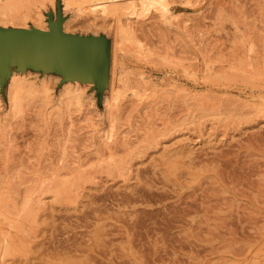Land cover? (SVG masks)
<instances>
[{
    "label": "rangeland",
    "instance_id": "1",
    "mask_svg": "<svg viewBox=\"0 0 264 264\" xmlns=\"http://www.w3.org/2000/svg\"><path fill=\"white\" fill-rule=\"evenodd\" d=\"M57 1L0 25L39 28L41 13L48 30ZM163 2L123 18L141 48L128 54L113 17L84 22L90 1L61 0L64 31L112 40L101 95L33 67L0 86V235L13 237L0 264H264V0ZM15 77L45 93L13 112ZM55 174L63 197L42 184ZM27 196L15 230L2 219Z\"/></svg>",
    "mask_w": 264,
    "mask_h": 264
},
{
    "label": "water",
    "instance_id": "2",
    "mask_svg": "<svg viewBox=\"0 0 264 264\" xmlns=\"http://www.w3.org/2000/svg\"><path fill=\"white\" fill-rule=\"evenodd\" d=\"M61 0L57 16L49 15V29L0 25V86L13 70L38 68L58 72L62 79L91 82L99 95L109 86L112 40L105 34H78L63 28Z\"/></svg>",
    "mask_w": 264,
    "mask_h": 264
},
{
    "label": "bare ground",
    "instance_id": "3",
    "mask_svg": "<svg viewBox=\"0 0 264 264\" xmlns=\"http://www.w3.org/2000/svg\"><path fill=\"white\" fill-rule=\"evenodd\" d=\"M29 0H2L0 3V17L3 19H12L14 22L19 20H24L28 16V12H21L20 7L26 5ZM90 3L87 5V10L85 12L86 18L84 22H88L90 20L95 21L98 19H105L107 17H113L117 22V34L120 37V43L118 45L119 49L123 50L128 54H133L134 51H141L139 43L136 40L134 44L136 46L135 49L129 46V42L133 29V26L130 23H125L123 18L128 19V17H133L138 11L136 6H142L144 11L149 12L150 10L159 9L161 13H165L167 11V7L163 0H88ZM156 3V5H155ZM169 13V12H168ZM139 14V13H138ZM137 15V14H136ZM138 16V15H137ZM136 16V17H137ZM37 24L39 28H44L42 14L39 13L37 18ZM128 32L126 36V40H124V34ZM132 41V40H131ZM118 42V41H117ZM133 44V43H132ZM131 45V44H130ZM134 46V45H133ZM117 65V58L114 57L113 60V72H115ZM78 89L72 90L71 87H67L68 98L67 106L71 103L72 99H76L79 102L80 94L77 92ZM9 92L11 96V109L13 112L18 111L22 108L23 100L30 98H40L45 93L44 84H36L33 82H27L25 79L15 77L10 86ZM73 120H71V124ZM114 133H111L108 138L113 140ZM64 151V150H63ZM113 161V160H112ZM59 174H55L54 176L48 177L42 181L44 183V188L48 191L54 192L56 196L63 197L70 190V184L67 180L58 179ZM56 181V183H54ZM6 196H4L3 204L5 202H9L13 198V194L10 190H4ZM1 202V200H0ZM10 205V204H8ZM16 217L4 216L2 221L4 223L9 224L11 228L15 230L20 229L22 223L33 216L34 207L33 200L30 196H27L23 199L22 205L20 208L15 209ZM13 243L12 234H3L0 235V249L4 255H8L10 253V247Z\"/></svg>",
    "mask_w": 264,
    "mask_h": 264
}]
</instances>
